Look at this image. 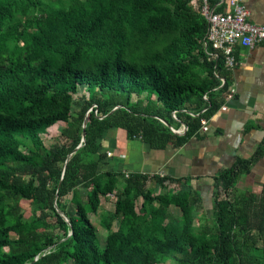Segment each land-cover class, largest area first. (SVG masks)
<instances>
[{
    "label": "trees",
    "instance_id": "16d2710c",
    "mask_svg": "<svg viewBox=\"0 0 264 264\" xmlns=\"http://www.w3.org/2000/svg\"><path fill=\"white\" fill-rule=\"evenodd\" d=\"M170 1L0 0V264H264V186L260 193L235 186L264 154V140L252 159L215 176V239L189 216L202 195L187 177L98 170L105 129L120 127L153 148L180 146L229 91L222 53L205 50L207 19L192 0ZM80 84L89 95L74 112ZM173 111L188 126L183 134L170 127L179 124ZM58 121L64 140L47 145L41 134ZM166 180L176 189L152 193V183ZM111 194L117 200L108 210L102 202ZM141 198L147 212L137 223ZM22 199L32 200L28 219ZM167 204L182 215L170 216ZM89 213L107 229L104 247ZM252 232L263 241L261 256L242 249Z\"/></svg>",
    "mask_w": 264,
    "mask_h": 264
},
{
    "label": "crops",
    "instance_id": "0c3cea01",
    "mask_svg": "<svg viewBox=\"0 0 264 264\" xmlns=\"http://www.w3.org/2000/svg\"><path fill=\"white\" fill-rule=\"evenodd\" d=\"M245 4L250 20L264 24V0H245ZM235 53L239 62L228 77L229 89L233 87L235 92L224 97L220 108L209 117L208 130H200L183 145L158 149L140 137L128 138L120 127L105 129L98 139L102 154L98 170L187 177L203 199L222 169L239 158L252 159L264 140V41L251 48L237 45ZM182 125L179 121L177 127ZM165 184L174 185L168 180ZM235 186L260 193L264 186V154L252 161L250 171L242 174ZM82 187L79 192L86 195Z\"/></svg>",
    "mask_w": 264,
    "mask_h": 264
},
{
    "label": "rangeland",
    "instance_id": "374dc122",
    "mask_svg": "<svg viewBox=\"0 0 264 264\" xmlns=\"http://www.w3.org/2000/svg\"><path fill=\"white\" fill-rule=\"evenodd\" d=\"M171 5H174V1L169 2ZM82 94L84 95H89V90L87 89V86L85 84H80L78 86V95L75 96V102L72 106V110L75 112L79 110L81 104H82V98L80 97ZM133 99H136V94L133 95ZM157 102L161 103V100H157ZM65 122L64 121H58L54 125H52L50 128H48V131L46 133H42L41 136L43 137L45 143L47 145H51L52 143L56 141L62 142L64 138L61 136V130L64 127ZM148 183V187H149ZM176 186L170 185V184H159L155 186V184H152L150 188H152V193L154 194H163L166 192H170L172 190H175ZM83 191H86L87 189L82 187ZM215 193L214 187L211 188L210 192L208 194L204 195V198L200 201V203L196 206L190 207L187 211L189 213V216L192 219V222L196 226H205L206 228L209 229L208 233V238L209 239H215L216 234H214V224H213V216H212V210H213V195ZM107 200L109 202L107 203ZM117 200V196L115 194L109 195L105 200H103L102 204L105 207L110 208H115V203ZM64 201L68 202V211L70 213H74L75 211V205H73L72 202H70L66 197H64ZM20 204L22 208L24 209V218L28 219L33 215V210H32V200L30 199H22L20 201ZM155 207L159 208L160 204L156 203L154 205ZM163 208V206H162ZM107 209V208H106ZM161 209V207H160ZM165 211H168V214L170 216H181L182 215V210L179 206L175 204H167L163 208ZM134 211L135 214L133 218V222L141 223L143 222L142 219H144L145 214L147 210L143 207L142 203V198L137 200L136 203L134 204ZM38 214L39 211H36ZM91 222L94 224L96 228V232L98 235V239L100 241V246L104 247L106 244V238H107V229L101 225L100 222V216L94 214V213H89ZM139 217V218H138ZM123 219L122 214L120 215L119 219H116L114 221V226L118 227L120 220ZM12 237H16L17 234L15 231H11ZM58 236H62L63 233L61 231H58L57 234ZM263 241L258 237V234L256 232H252L246 239L245 243L242 244V249L244 250V253L247 255H260V247H262ZM258 247L257 249L255 248ZM186 247L190 250L194 249L195 246L191 243H186ZM70 264H73L72 260H69ZM153 264H175V262L171 259H166L163 262L160 263H153Z\"/></svg>",
    "mask_w": 264,
    "mask_h": 264
},
{
    "label": "built area",
    "instance_id": "2783aa9c",
    "mask_svg": "<svg viewBox=\"0 0 264 264\" xmlns=\"http://www.w3.org/2000/svg\"><path fill=\"white\" fill-rule=\"evenodd\" d=\"M225 6L222 10L217 9L218 4H213L212 0H192L193 6L207 19L208 30L204 42L205 50L212 57H218L220 51L223 55L224 66L230 71L239 62L235 53V47H253L264 41V24L254 23L250 20V11L245 4V0H224ZM221 85L226 82V78L220 76ZM235 88L231 87L225 97H231ZM208 99L207 93L203 95ZM205 110L202 109V112ZM192 115L195 113L191 112ZM199 114V113H196ZM173 117L180 121L176 112ZM207 117L201 118L200 130H208ZM179 134L187 131L188 126L183 122L182 126H170Z\"/></svg>",
    "mask_w": 264,
    "mask_h": 264
},
{
    "label": "water",
    "instance_id": "95a60500",
    "mask_svg": "<svg viewBox=\"0 0 264 264\" xmlns=\"http://www.w3.org/2000/svg\"><path fill=\"white\" fill-rule=\"evenodd\" d=\"M83 125H84V126L86 125V120L84 121V124H83ZM84 139H85V132L83 133V136H82V140H84ZM80 145H81V144H80ZM80 145H79V146H80ZM79 146H78V147H79ZM69 156H70V155H69ZM69 156H68V157H69ZM66 162H67V161H66ZM66 162H65V163H66ZM65 167H66V166H64L63 173H64V170H65ZM61 214L65 217V214H63L62 212H61ZM66 219H67V218H66ZM67 220H68V219H67Z\"/></svg>",
    "mask_w": 264,
    "mask_h": 264
}]
</instances>
